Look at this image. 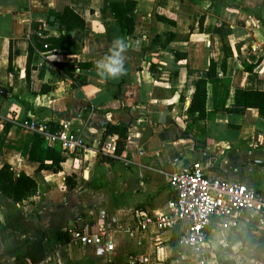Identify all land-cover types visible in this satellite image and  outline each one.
Instances as JSON below:
<instances>
[{
	"label": "crops",
	"instance_id": "obj_1",
	"mask_svg": "<svg viewBox=\"0 0 264 264\" xmlns=\"http://www.w3.org/2000/svg\"><path fill=\"white\" fill-rule=\"evenodd\" d=\"M111 2L133 3L130 34L113 17ZM65 8L81 19L67 49L41 47L33 37L56 38ZM219 22L231 28L223 70L222 41L213 32ZM116 38L125 43L124 70L100 77L96 62ZM211 60L216 78L229 86L226 106L237 88L264 91V0H0V88L6 90L0 131L8 123L0 168L8 164L15 176L23 172L36 182L35 193L20 203L0 193V264H196L176 244L179 226L140 230L135 215L165 211L175 199L170 174L193 161L209 178L264 193V118L255 109L213 111L207 84L206 116L186 129L192 87ZM257 62L254 72L243 70ZM41 85L50 89L38 93ZM30 119L66 122L84 147L64 153L43 136L41 157L60 146L63 160L57 168H39L28 158L32 133L23 122ZM107 124L128 127L124 150L112 162L103 158L113 155L117 138L104 134ZM75 229L100 235L102 244H74L69 233ZM251 233L261 235L244 220L236 231L211 222L205 264H258L245 246ZM34 240L43 253L36 261L26 254Z\"/></svg>",
	"mask_w": 264,
	"mask_h": 264
},
{
	"label": "built area",
	"instance_id": "obj_2",
	"mask_svg": "<svg viewBox=\"0 0 264 264\" xmlns=\"http://www.w3.org/2000/svg\"><path fill=\"white\" fill-rule=\"evenodd\" d=\"M23 127L46 136L52 143H59L64 153L74 152L85 144L83 137L71 131L66 122L53 131L46 122L32 119L23 122ZM168 184L175 192V199L156 215L137 213V227L144 230L151 225L159 229L179 226L177 246L196 264H205L202 253L211 222L221 230L236 231L244 220L249 229L264 233V193L237 181L209 178L200 161L171 173ZM69 234L74 244H102L97 234H85L76 229ZM105 249H111V245L106 244Z\"/></svg>",
	"mask_w": 264,
	"mask_h": 264
},
{
	"label": "trees",
	"instance_id": "obj_3",
	"mask_svg": "<svg viewBox=\"0 0 264 264\" xmlns=\"http://www.w3.org/2000/svg\"><path fill=\"white\" fill-rule=\"evenodd\" d=\"M113 17L124 31V33L130 34L132 25H133V15H134V6L133 3H115L111 2L108 5ZM157 19L167 23L174 24V19L167 17L162 14L156 15ZM203 17L199 18L198 24L201 26ZM81 19L77 17L69 8H65L62 15L59 17V34L56 38L53 37H33L37 42L39 41L41 47L43 48H64L66 42L71 40L69 35L70 31L75 28V24H79ZM213 32L218 34L222 41L223 48V60L221 62V70L224 67L225 58L228 55L226 47V36L231 33V28L229 24L225 22H219L215 24ZM173 34H168V40H171ZM32 38V37H31ZM30 54V53H29ZM176 58V57H175ZM79 65V64H78ZM85 66L88 64H84ZM258 62L255 64H245L243 70L246 72H254ZM124 69V67H123ZM28 71V60L25 68L26 75ZM207 84L211 85L212 89V104L213 111H229L241 113L244 109L252 108L255 109L258 115L264 118V91L257 89H243L237 88L234 91L232 107L226 106V98L229 92V86L226 81L216 78V65L214 61L209 62L208 69L206 71L205 78H199L195 85L192 87L190 93V103L187 107L186 113V129L192 127L193 123L203 119L206 116L205 110V101L207 95ZM50 89L48 85H41L38 93H45ZM49 130L53 131L58 128L51 123H48ZM53 127L54 129H52ZM8 128V123L5 122L3 129L0 131V149L2 140L5 137V133ZM127 125H111L107 124L105 127L104 134H115L117 136L115 141V146L113 150V155H103V158L107 161L112 162L115 157H120L127 140ZM43 141V136L37 133H32L31 136H28L27 149H28V158L32 161H38L39 168H57L60 162L63 160L62 149L60 146L54 148H48L46 152L41 155L39 154V148ZM46 161V163L44 162ZM70 176H66L65 181L70 180ZM36 191V182L35 180L24 174L23 172L18 173L17 176L14 175L12 169L8 164H4L0 168V193L9 198L15 203H20L24 200H27L32 196ZM259 245L264 248V233H261L260 237L257 239ZM177 244V243H176ZM26 254L31 258L32 261L40 260L43 258L42 245L40 241H33L30 246L27 247ZM37 256V257H36ZM133 264H141L139 262H134ZM219 264H233L232 260H226Z\"/></svg>",
	"mask_w": 264,
	"mask_h": 264
},
{
	"label": "clouds",
	"instance_id": "obj_4",
	"mask_svg": "<svg viewBox=\"0 0 264 264\" xmlns=\"http://www.w3.org/2000/svg\"><path fill=\"white\" fill-rule=\"evenodd\" d=\"M125 49L123 39L116 38L113 42V48L109 55L97 60L95 67L98 75L103 78H116L123 72L124 57L122 55Z\"/></svg>",
	"mask_w": 264,
	"mask_h": 264
},
{
	"label": "rangeland",
	"instance_id": "obj_5",
	"mask_svg": "<svg viewBox=\"0 0 264 264\" xmlns=\"http://www.w3.org/2000/svg\"><path fill=\"white\" fill-rule=\"evenodd\" d=\"M207 231H209V228ZM248 236L245 246L251 252V258L258 262V264H264V248H262L257 241L258 235L251 233Z\"/></svg>",
	"mask_w": 264,
	"mask_h": 264
},
{
	"label": "water",
	"instance_id": "obj_6",
	"mask_svg": "<svg viewBox=\"0 0 264 264\" xmlns=\"http://www.w3.org/2000/svg\"><path fill=\"white\" fill-rule=\"evenodd\" d=\"M70 35H74V33L71 32ZM5 94H6V90L4 88H0V95L4 96ZM246 235H247V231L244 232L242 238L244 239Z\"/></svg>",
	"mask_w": 264,
	"mask_h": 264
}]
</instances>
